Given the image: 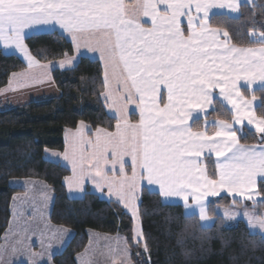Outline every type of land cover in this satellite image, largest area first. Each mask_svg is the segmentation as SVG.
Returning <instances> with one entry per match:
<instances>
[{"label":"snow or ice","instance_id":"obj_1","mask_svg":"<svg viewBox=\"0 0 264 264\" xmlns=\"http://www.w3.org/2000/svg\"><path fill=\"white\" fill-rule=\"evenodd\" d=\"M232 4L233 0H218L216 6L232 10ZM160 5L167 10V16H160ZM206 11L204 0H136L131 9L124 0H0V43L22 54L28 69L41 65L25 43V29L56 25L65 34L62 38L70 39L75 52L85 48L98 54L106 89L109 65L118 59L131 78L139 79L142 85L157 89L166 86L169 101H177L189 89L193 94L207 97L208 88L218 87L221 97L231 106L232 122L216 121L212 133L207 128L193 131L188 125L190 111H181L175 104L161 107L158 99L153 107V97L149 95V103L139 113V122L122 132L126 138L139 137L142 141L143 151L139 157L135 151L127 155L131 161V176L126 174L123 157L118 170L123 179L119 183L108 179L106 171L100 167L91 175L83 174L85 165L92 171L94 158L81 163L79 188L83 190L88 181L101 194L107 188V198H114L131 216L134 244L143 246V251L138 253L142 257L138 264H151L138 207L142 196L137 193L143 192L142 182L155 186L161 199L178 198L185 209L196 207L201 221L206 219L208 198L224 195L231 197L234 203L251 202L253 205L264 200V189L258 180L264 176V145H240L241 129L234 126L246 121L264 142V117H257L251 110V102L239 98L236 89V81L242 76L250 77L247 82L253 83L258 75L255 69L264 72V31L259 35V48L231 47L232 36L228 31L208 30L210 22L204 15ZM141 14L151 19V27L144 28L140 23ZM182 16L187 19L190 35H185L182 28ZM241 54L242 58L237 59ZM76 58L59 61V67L73 64ZM42 67L48 69L50 65ZM259 79L264 80V75ZM45 80L51 82L49 72L43 77L30 71L13 74L8 87L0 91L18 90ZM101 96L108 101L106 93ZM189 108L202 109L203 105H189ZM114 118L119 129V118ZM84 131L81 122L72 134L73 155L89 150V144L82 141ZM212 155L216 157L211 174L215 178H210L204 163ZM63 160L71 165L72 176L65 177V183L71 187L77 181L76 166L69 161L67 152ZM111 167L115 169L116 164ZM124 243L127 245L126 240ZM122 252L127 259L130 249L124 247ZM86 256L87 249L78 255V264H91Z\"/></svg>","mask_w":264,"mask_h":264},{"label":"trees","instance_id":"obj_2","mask_svg":"<svg viewBox=\"0 0 264 264\" xmlns=\"http://www.w3.org/2000/svg\"><path fill=\"white\" fill-rule=\"evenodd\" d=\"M209 26L228 31L231 44L239 47H253L260 44L257 35L264 31V0L254 4L243 3L236 18L225 14H213ZM58 31L37 33L25 38L33 56L40 62H47L72 54V46ZM25 68L15 54L0 50V88L12 72ZM53 81L60 91L56 98L30 101L26 104L0 110V237L9 219V203L12 195L19 191L9 185L11 178H36L44 181L53 191L54 199L50 221L73 231L64 249L53 255L52 264H76L75 256L87 243V231L95 230L107 234L125 236L131 250L133 264L142 259L139 252L143 246H135L132 234V220L120 205L112 200L100 198L86 191L80 198H69L63 185L68 170L58 163L43 158L44 149L61 150L62 134L65 128H74L79 121L91 127L111 130L114 119L107 115L100 95L103 91L102 70L97 60L80 57L75 66L68 70H53ZM245 97L259 99L255 108L257 117H264V88L249 91L241 89ZM231 113L217 100L204 119H218L230 122ZM192 122V129L199 130L202 121ZM211 131V130H209ZM208 131V132H209ZM241 144H264L259 135L243 127L238 133ZM207 171L214 172L213 160H205ZM264 189V182H261ZM139 200L141 229L147 237L151 252V264H182L179 250L175 246V233L183 224L196 230L199 240L193 264H264V237L252 234L242 220L225 225L215 213L216 206H229L233 200L225 196L208 201L209 216L215 218L211 227L203 228L197 216H186L180 204H166L156 192L143 188ZM247 207L264 209V201ZM175 214L170 227L164 228L162 216Z\"/></svg>","mask_w":264,"mask_h":264},{"label":"crops","instance_id":"obj_3","mask_svg":"<svg viewBox=\"0 0 264 264\" xmlns=\"http://www.w3.org/2000/svg\"><path fill=\"white\" fill-rule=\"evenodd\" d=\"M255 1L256 0H238L237 3L236 0H233L232 10H228L225 7L216 6L218 0H204L205 6L207 8V11L204 13V15L208 22L210 16L213 14H225L229 17L236 18L239 15V7L241 4L246 3L251 5L254 4ZM124 2L129 5V8L131 9V6L136 2V0H124ZM159 7L162 11L160 16H167L168 12L166 9L164 10V6L160 5ZM193 14L196 15L195 10H193ZM139 20L144 28L151 27V19L149 17L143 16L141 14L139 15ZM180 21L182 28L185 31V35H190V31L187 28L186 17L182 16ZM197 23H199V21H197ZM217 29L218 28L210 27L208 24L209 31H215ZM219 30L223 32V30ZM51 31H58L60 34L65 36V34H63L56 25H36L30 29H25V38L32 34ZM259 35L256 37V40L260 42V44L257 46L239 47L232 44H230V46L239 47L242 49L259 48L261 45ZM65 39L71 44L70 39ZM221 39H223L222 33ZM219 42L223 44L224 40ZM0 50L6 54H15L25 65L24 69L12 72L7 80V83L0 89H5L8 87L13 74L18 75L22 72L30 71L37 77H43L45 72H49L52 78L53 70L71 69L75 66L80 57H88L90 59L97 60L102 70V65L100 63L98 54H93L87 51L85 48H81L79 53L75 52L72 48V54L67 55V57L64 56L62 58L47 62L38 61L39 65L41 66L34 67L32 69H28L27 62L24 60L22 54H20L14 47H5L2 43H0ZM72 56L77 57L73 64H68L64 68L59 67V61L71 58ZM240 58H242V54L238 55L237 57V59ZM43 65H50V67L45 69L42 67ZM255 71L258 73L256 82H247L251 78L243 76L236 81L238 97L242 100L251 102V110L254 113L255 108L259 105V99L254 96L245 97L241 93V89H247L251 92L256 89L264 88V80L259 79L261 75H264V72H262L259 68H256ZM108 75V88L106 89L103 86L102 93H106L109 99L106 102L104 97L101 95L100 98L104 104L107 115L114 119L112 129L108 130L100 126L93 128L88 123L79 121L74 128L64 129L62 134L63 148L61 150L46 148L43 151L42 156L45 160L58 163L68 170V174L65 177L72 176L71 165L68 164L67 161L63 160V156L66 152L69 161H71L76 166L77 181L73 183L71 187L65 183V177L63 178L65 192L69 198H80L86 191H90L100 198L109 200L107 198V188H104L103 194H101L94 188V185L90 181L86 182L83 190L79 188L78 181L79 176L81 175L80 165L85 160L94 158L92 171H89L87 169V165H85V172L83 174L91 175L96 167H100L106 171L108 179L119 183L123 179L118 174L119 162L123 157L124 162L127 165L126 174L131 176V161L127 155L135 151V154L139 157L143 151L142 141L139 137H137L135 140L126 138L122 135V132L129 126L135 127L139 122V113L142 112L145 106L149 103V95L153 97L151 101V106L153 107L156 106V100L158 99L159 105H161V107L167 106L169 104H175L181 111H190L191 116L188 119V125L190 127L193 121L204 119L207 113L213 109L215 100L222 104L230 113L232 112L229 103H227L225 99L221 97L218 87L208 88L207 97L198 93L193 94L191 89H189V92L181 96L177 101H169L166 86H161L159 89H157L155 87H146L142 85L139 79L131 78L126 67L118 59L114 64L109 65ZM13 87L15 88V85H13ZM59 95L60 91L56 87L53 78L51 82L45 80L43 83L34 84L32 86H27L18 90L0 91V110L14 108L30 101L56 98ZM195 104H201L203 105V108H189V105ZM114 117L119 118V129L116 127L117 119ZM232 119L233 117L231 118L230 122H232ZM216 121H218V119H204L202 121V127L199 130L207 128L208 131L211 130L209 133H212L214 131V124ZM81 122H83L85 126V131L82 135V141L83 143L89 144V150L87 152L73 155L71 149L72 134L75 133L77 128L81 126ZM234 126L237 129H242L245 127L255 131L254 128L247 125L246 121H244L242 125ZM240 145L247 147L259 144L240 143ZM205 156H207V153H205ZM211 159L213 160L215 169V155H212ZM113 163L116 164L115 169H112L111 167ZM259 179L261 182H264V176H261L258 178V180ZM10 181L19 182L10 183ZM9 185L13 188L19 189V191H16L10 199L8 224L4 233L0 237V264H52L51 259L53 255L60 253L73 235L72 230L63 226L55 225L50 221V211L54 199L53 191L44 181L36 178H11L9 179ZM143 188L157 193V188L155 186L148 185L146 182H142V189ZM137 195H141V193H137ZM212 198L216 197L208 198V201ZM228 198L231 199V197ZM112 201H115L114 198ZM161 201L166 204H180L182 206L184 215L197 216L199 224L203 228L211 227L215 222V218L209 216L208 214V201L206 204V219L203 221H201L199 210L196 207L185 209L182 205V202L178 198L161 199ZM241 204L242 205L230 204L229 206H216L215 213L223 219L224 224L227 226L228 221L230 222V225H232L236 221L242 220L250 233L259 234L264 237V209L259 210L257 207H247L243 206L244 203ZM87 237L88 239L86 246L75 256L76 264H78V255L85 253V249H87V256L85 259L89 260L91 264H122V261L123 264H133L131 259V250L127 259H125V256L122 252L124 247L129 248L128 243L127 245L124 243L126 240L124 235L107 234L95 230H88ZM18 240L22 242L18 243Z\"/></svg>","mask_w":264,"mask_h":264},{"label":"clouds","instance_id":"obj_4","mask_svg":"<svg viewBox=\"0 0 264 264\" xmlns=\"http://www.w3.org/2000/svg\"><path fill=\"white\" fill-rule=\"evenodd\" d=\"M175 214L165 213L162 216V224L164 228L170 227ZM196 230L187 225H181L175 233V246L179 250V256L182 264H193L195 259L196 249L194 247L195 241L199 240Z\"/></svg>","mask_w":264,"mask_h":264},{"label":"rangeland","instance_id":"obj_5","mask_svg":"<svg viewBox=\"0 0 264 264\" xmlns=\"http://www.w3.org/2000/svg\"><path fill=\"white\" fill-rule=\"evenodd\" d=\"M228 225H230V222L228 221Z\"/></svg>","mask_w":264,"mask_h":264}]
</instances>
